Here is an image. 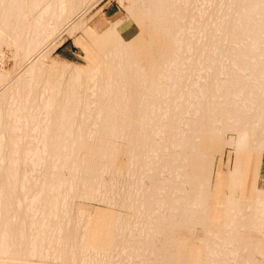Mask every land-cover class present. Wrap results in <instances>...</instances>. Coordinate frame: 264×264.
Here are the masks:
<instances>
[{"label":"bare ground","instance_id":"bare-ground-1","mask_svg":"<svg viewBox=\"0 0 264 264\" xmlns=\"http://www.w3.org/2000/svg\"><path fill=\"white\" fill-rule=\"evenodd\" d=\"M95 1L0 0V264H264V0H120L100 32Z\"/></svg>","mask_w":264,"mask_h":264},{"label":"rangeland","instance_id":"rangeland-1","mask_svg":"<svg viewBox=\"0 0 264 264\" xmlns=\"http://www.w3.org/2000/svg\"><path fill=\"white\" fill-rule=\"evenodd\" d=\"M91 19L90 24L95 30L99 31L104 28L109 21H114L126 16V10L123 5L120 3V0H96L94 3L90 4L86 11L82 14V17L85 16ZM72 24V23H70ZM58 36V37H57ZM52 42L47 46V50L53 49L51 53V59L48 61L54 60L56 58L69 61L70 63L76 64L80 67H86L88 62L84 58L85 50L83 44L78 41L82 33L75 35H68L66 33H59ZM77 36V37H76ZM5 50L4 58L1 60L0 65L5 67H10L15 63V55L13 52ZM7 55V56H6ZM7 57V58H6ZM6 58V59H5ZM54 58V59H53ZM5 59V60H4ZM5 61V62H4ZM4 62V63H2ZM231 148H226L223 154L218 155L215 161L216 175L220 173V178L215 182V192L214 199L212 202V210L210 213V219L216 225H222L226 215V202H227V186H228V172L229 169L234 166L236 161V154ZM125 159H120V164L123 165ZM79 203V204H78ZM83 203V204H82ZM94 204V205H93ZM76 208H83L88 211H92L93 208L95 212L99 214L107 213L112 215L114 212L109 210L107 207L94 203L89 200L77 201ZM97 207V208H96ZM100 207V208H99ZM93 225L92 229L95 231ZM105 230H117L113 226H101ZM72 229V228H71ZM189 239L194 240L203 237V231L197 229L194 232L187 234Z\"/></svg>","mask_w":264,"mask_h":264},{"label":"crops","instance_id":"crops-1","mask_svg":"<svg viewBox=\"0 0 264 264\" xmlns=\"http://www.w3.org/2000/svg\"><path fill=\"white\" fill-rule=\"evenodd\" d=\"M107 25H108V24H107ZM107 25H106V26H107ZM90 26H91V24H90ZM106 26H105V27H106ZM105 27H104V28H105ZM91 28H92L94 31H97V30H95L93 27H91ZM104 28H102L101 30H103ZM101 30H99V31H97V32H100Z\"/></svg>","mask_w":264,"mask_h":264}]
</instances>
